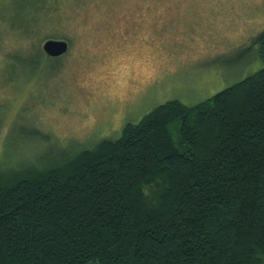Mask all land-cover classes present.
Masks as SVG:
<instances>
[{
  "label": "trees",
  "instance_id": "obj_1",
  "mask_svg": "<svg viewBox=\"0 0 264 264\" xmlns=\"http://www.w3.org/2000/svg\"><path fill=\"white\" fill-rule=\"evenodd\" d=\"M0 264H264V67L61 163L0 170Z\"/></svg>",
  "mask_w": 264,
  "mask_h": 264
},
{
  "label": "rangeland",
  "instance_id": "obj_2",
  "mask_svg": "<svg viewBox=\"0 0 264 264\" xmlns=\"http://www.w3.org/2000/svg\"><path fill=\"white\" fill-rule=\"evenodd\" d=\"M263 31L264 0H0V170L61 163L169 101L211 98L264 67ZM48 39L70 51L49 58Z\"/></svg>",
  "mask_w": 264,
  "mask_h": 264
},
{
  "label": "water",
  "instance_id": "obj_3",
  "mask_svg": "<svg viewBox=\"0 0 264 264\" xmlns=\"http://www.w3.org/2000/svg\"><path fill=\"white\" fill-rule=\"evenodd\" d=\"M68 49H69V44L65 40L48 39L44 41L42 45V50L44 54L52 58H58L65 55Z\"/></svg>",
  "mask_w": 264,
  "mask_h": 264
},
{
  "label": "flooded vegetation",
  "instance_id": "obj_4",
  "mask_svg": "<svg viewBox=\"0 0 264 264\" xmlns=\"http://www.w3.org/2000/svg\"><path fill=\"white\" fill-rule=\"evenodd\" d=\"M65 41H67V40H65ZM67 42H68V41H67ZM68 44H69V49H68L67 53L70 51V43L68 42ZM67 53H66V54H67ZM66 54H65V55H66ZM63 56H64V55H63ZM61 57H62V56H61ZM61 57H58V58H52V57H49V58H51V59H59V58H61Z\"/></svg>",
  "mask_w": 264,
  "mask_h": 264
}]
</instances>
